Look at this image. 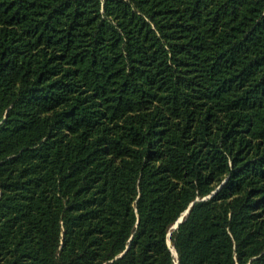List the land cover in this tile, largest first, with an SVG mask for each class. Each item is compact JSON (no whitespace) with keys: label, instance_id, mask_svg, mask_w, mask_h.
<instances>
[{"label":"trees","instance_id":"trees-1","mask_svg":"<svg viewBox=\"0 0 264 264\" xmlns=\"http://www.w3.org/2000/svg\"><path fill=\"white\" fill-rule=\"evenodd\" d=\"M0 264H264V0H0Z\"/></svg>","mask_w":264,"mask_h":264},{"label":"water","instance_id":"water-1","mask_svg":"<svg viewBox=\"0 0 264 264\" xmlns=\"http://www.w3.org/2000/svg\"><path fill=\"white\" fill-rule=\"evenodd\" d=\"M190 206L179 216V218L175 221V223L172 226V229L176 228L177 225L182 221L183 217L186 216V214L189 211ZM167 244L170 246V240L167 239ZM172 251H175L173 248H171Z\"/></svg>","mask_w":264,"mask_h":264},{"label":"bare ground","instance_id":"bare-ground-1","mask_svg":"<svg viewBox=\"0 0 264 264\" xmlns=\"http://www.w3.org/2000/svg\"><path fill=\"white\" fill-rule=\"evenodd\" d=\"M174 252V251H173Z\"/></svg>","mask_w":264,"mask_h":264}]
</instances>
